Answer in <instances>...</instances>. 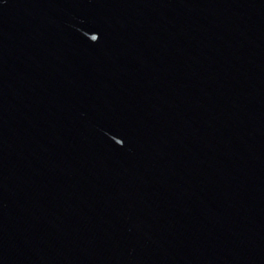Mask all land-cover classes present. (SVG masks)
I'll return each mask as SVG.
<instances>
[{"label":"water","instance_id":"water-1","mask_svg":"<svg viewBox=\"0 0 264 264\" xmlns=\"http://www.w3.org/2000/svg\"><path fill=\"white\" fill-rule=\"evenodd\" d=\"M0 264H264V0H0Z\"/></svg>","mask_w":264,"mask_h":264}]
</instances>
